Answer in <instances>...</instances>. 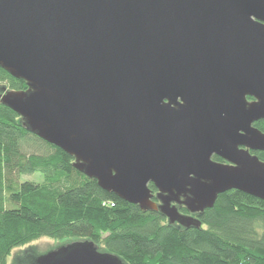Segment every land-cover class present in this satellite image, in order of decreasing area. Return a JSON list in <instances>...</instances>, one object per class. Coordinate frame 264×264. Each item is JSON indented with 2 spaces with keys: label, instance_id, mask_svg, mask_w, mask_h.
I'll use <instances>...</instances> for the list:
<instances>
[{
  "label": "water",
  "instance_id": "1",
  "mask_svg": "<svg viewBox=\"0 0 264 264\" xmlns=\"http://www.w3.org/2000/svg\"><path fill=\"white\" fill-rule=\"evenodd\" d=\"M0 67L29 85L0 102L119 198L186 228L264 200V0H0ZM32 264L127 263L85 238Z\"/></svg>",
  "mask_w": 264,
  "mask_h": 264
},
{
  "label": "trees",
  "instance_id": "2",
  "mask_svg": "<svg viewBox=\"0 0 264 264\" xmlns=\"http://www.w3.org/2000/svg\"><path fill=\"white\" fill-rule=\"evenodd\" d=\"M4 86L29 89L0 67V91ZM255 126L264 131V120ZM252 153L264 162V152ZM74 163L0 102V264L41 236L85 237L127 264H264V200L226 191L197 215L202 228H186L102 189ZM38 173L42 181L22 180ZM150 186L155 197L158 190Z\"/></svg>",
  "mask_w": 264,
  "mask_h": 264
},
{
  "label": "rangeland",
  "instance_id": "3",
  "mask_svg": "<svg viewBox=\"0 0 264 264\" xmlns=\"http://www.w3.org/2000/svg\"><path fill=\"white\" fill-rule=\"evenodd\" d=\"M43 176L41 174H34L23 176L22 180L24 181H42ZM82 237H48V236H41L35 240H32L28 244L22 245L13 249L8 255L7 264H31L33 258L42 255L43 253H47L49 251H53L58 247H61L68 243H74V241H82L84 240ZM100 251L103 249L99 248ZM105 252V251H103Z\"/></svg>",
  "mask_w": 264,
  "mask_h": 264
}]
</instances>
